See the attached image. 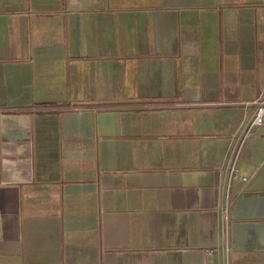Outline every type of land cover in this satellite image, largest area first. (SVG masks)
Masks as SVG:
<instances>
[{"label": "crops", "instance_id": "obj_1", "mask_svg": "<svg viewBox=\"0 0 264 264\" xmlns=\"http://www.w3.org/2000/svg\"><path fill=\"white\" fill-rule=\"evenodd\" d=\"M264 0H0V264H264Z\"/></svg>", "mask_w": 264, "mask_h": 264}, {"label": "built area", "instance_id": "obj_2", "mask_svg": "<svg viewBox=\"0 0 264 264\" xmlns=\"http://www.w3.org/2000/svg\"><path fill=\"white\" fill-rule=\"evenodd\" d=\"M254 104V112L252 116L246 122H244V125L242 126L238 134V138L237 140H235L238 141L236 148L232 149L233 158L230 164L228 165V183H230L231 180L236 178L241 179L243 182H246L248 179L247 176L240 174V171L236 165V159L241 145L249 134L250 130L255 126L261 125L264 121V94L255 99Z\"/></svg>", "mask_w": 264, "mask_h": 264}]
</instances>
